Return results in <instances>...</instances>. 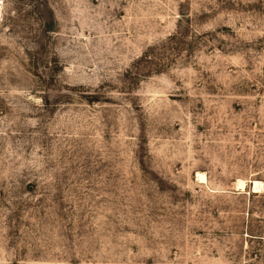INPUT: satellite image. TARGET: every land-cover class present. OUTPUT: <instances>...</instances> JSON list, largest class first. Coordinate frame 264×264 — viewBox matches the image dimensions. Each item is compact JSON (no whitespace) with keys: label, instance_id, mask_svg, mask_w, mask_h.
Wrapping results in <instances>:
<instances>
[{"label":"rangeland","instance_id":"rangeland-1","mask_svg":"<svg viewBox=\"0 0 264 264\" xmlns=\"http://www.w3.org/2000/svg\"><path fill=\"white\" fill-rule=\"evenodd\" d=\"M0 1V264H264V0Z\"/></svg>","mask_w":264,"mask_h":264},{"label":"bare ground","instance_id":"bare-ground-1","mask_svg":"<svg viewBox=\"0 0 264 264\" xmlns=\"http://www.w3.org/2000/svg\"><path fill=\"white\" fill-rule=\"evenodd\" d=\"M1 2V1H0ZM0 14H1V3H0ZM198 177L200 179H202L203 181L206 180V175L204 172H198ZM199 180V179H198ZM201 180V182H202ZM254 181V190L253 191H259V190H262L264 191V183L263 181H259V180H253ZM208 183V182H207ZM247 180L245 179H240L238 180V184H239V187L242 188V189H246V185H247ZM238 187V186H237ZM241 189V191H242ZM245 191V190H244ZM261 192V191H260Z\"/></svg>","mask_w":264,"mask_h":264},{"label":"crops","instance_id":"crops-1","mask_svg":"<svg viewBox=\"0 0 264 264\" xmlns=\"http://www.w3.org/2000/svg\"><path fill=\"white\" fill-rule=\"evenodd\" d=\"M253 190H254V185H253Z\"/></svg>","mask_w":264,"mask_h":264}]
</instances>
